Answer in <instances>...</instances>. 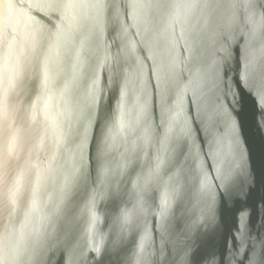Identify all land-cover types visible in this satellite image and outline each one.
Segmentation results:
<instances>
[{"label":"water","instance_id":"95a60500","mask_svg":"<svg viewBox=\"0 0 264 264\" xmlns=\"http://www.w3.org/2000/svg\"><path fill=\"white\" fill-rule=\"evenodd\" d=\"M0 264H264V0H0Z\"/></svg>","mask_w":264,"mask_h":264}]
</instances>
